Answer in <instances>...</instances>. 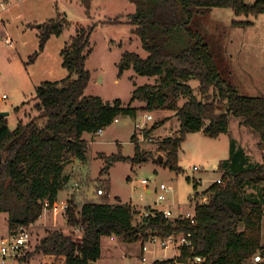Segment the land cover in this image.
Masks as SVG:
<instances>
[{
	"label": "trees",
	"instance_id": "16d2710c",
	"mask_svg": "<svg viewBox=\"0 0 264 264\" xmlns=\"http://www.w3.org/2000/svg\"><path fill=\"white\" fill-rule=\"evenodd\" d=\"M94 0H80L90 17ZM136 5L129 14L131 31L141 40L142 57L135 51L124 52L119 63L120 75L133 69L138 75L158 77L155 83L137 86L131 102L142 101L145 111H174L179 121L176 136L158 142L165 152L161 162L179 171V152L189 133L203 131L211 137L229 132L230 115L254 130L264 143V96L243 95L224 76V47L208 34L206 18L214 8L231 7L236 14L264 13V0L248 4L245 0H128ZM117 17L114 22H119ZM109 22V21H108ZM68 23L66 15L41 25L40 52L52 35H60ZM252 21L234 20L233 26L245 27ZM96 25H81L62 49L63 66L71 75L63 81H43L36 88L38 115L28 121L19 120L12 129L0 115V216L7 215L10 232L34 224L43 214L45 202L57 201L67 176L64 169L69 156L87 158L89 142L84 133H97L111 125L120 115L135 116L140 110L121 99L104 101L99 96H86L91 79L87 59L91 53V35ZM39 51L32 55L34 61ZM192 80H197L195 87ZM184 101L181 103V100ZM1 112V110H0ZM169 118L155 121L142 129L145 138ZM135 155L121 152L100 153L105 159L101 174H109L112 164L130 159L144 163L150 153L143 151L137 133L132 136ZM231 142L230 157L223 160L221 182H213L196 196L207 195L205 202L195 206L192 222L185 217L169 219L159 212L144 216L134 224L136 209L130 203L109 201L110 183L106 182L104 200L85 202L79 210L72 197L67 209L68 222L81 226L84 234L74 238L55 231L41 239L37 250L45 264H95L101 257L104 236L116 235L124 241H141L142 247L150 233L167 236L191 232L193 249L182 247L178 258L157 260V264H245L260 255L264 264V185L261 198L247 196L249 186L264 183V162L250 163L245 152ZM195 188L198 182L194 180ZM149 207L146 210H149ZM243 226V229L241 227ZM195 256L201 262H193Z\"/></svg>",
	"mask_w": 264,
	"mask_h": 264
},
{
	"label": "rangeland",
	"instance_id": "374dc122",
	"mask_svg": "<svg viewBox=\"0 0 264 264\" xmlns=\"http://www.w3.org/2000/svg\"><path fill=\"white\" fill-rule=\"evenodd\" d=\"M4 7L0 6V110L8 112L5 117L10 128L14 129L18 121H28L38 115L35 106L38 103L36 88L43 81H63L71 75L77 77L63 66L62 49L76 34L81 25H96L91 35V53L87 59V68L91 72V79L85 91L86 96H99L104 101L113 102L121 99L129 104L133 90L145 83H155L158 77L138 75L133 69H126L121 75L119 63L124 52L135 51L142 57L146 56L142 49L140 38L133 34V27L129 22V14L135 12L136 5L128 0H94L90 17L86 15L80 0H4ZM255 0H245L252 4ZM66 15L68 23L60 35H52L40 52L41 32L38 24H47L51 20ZM117 17L119 22H114ZM234 20L252 21L245 27L233 26ZM109 21V22H108ZM208 34L218 38L224 47V69L226 80L236 86L239 92L248 96H264V13L258 15L236 14L233 8H214L206 18L205 29ZM9 40L6 41V40ZM39 51L37 58L32 61V55ZM193 86L198 85L192 80ZM184 99L181 100V103ZM132 103V102H131ZM133 106L140 109L135 116L120 115L118 121L105 127L101 133H84L89 142L87 158L81 160L69 156L64 169L67 181L59 192L57 201L60 204L72 197L77 210L88 201L100 202L104 196L98 194V189L105 190L106 182L110 183L109 201L117 203L135 204L136 215L133 223H141L144 216L141 213L149 207L164 209L172 205L171 219L178 218L179 210L191 211L194 206L191 197L196 191L203 192L217 178L222 177V171L214 169L223 160L230 157L231 142L237 148L244 150L250 163L264 162V143L258 134L241 124V119L230 115L229 132L218 137H211L203 131L189 133L183 141L179 152V171L165 166V152L161 151L158 142L168 136H176L179 121L174 111H145V103L134 101ZM151 114L152 119L147 115ZM168 117L169 119L150 138H145L142 129L151 126L155 121ZM139 123L142 129L136 126ZM134 133L138 134L143 151L150 153L144 163L133 164L128 160H121L112 164L109 174H101L105 159L100 153L112 155L121 152L122 155L133 157L135 143L132 142ZM236 148V149H237ZM164 156L163 161L158 157ZM216 164V165H215ZM194 166L199 169L194 170ZM143 179L148 184L143 183ZM198 182L195 188V182ZM165 183L172 191L168 200L156 203L157 194L154 187ZM264 183L249 186L246 195L261 198V188ZM147 189L153 190L147 193ZM107 192V191H105ZM199 200H203L200 195ZM32 226V248L29 264H45L43 253L37 250L41 239L55 231H62L74 238L84 234L81 226L68 222L65 211L57 215L51 207ZM243 229V226L241 227ZM11 234L7 215L0 216V237ZM104 236L101 242V264H141V241L129 243L122 237ZM148 241L144 244L149 261L163 260L176 251L174 247L165 248L158 242ZM264 241V220L262 227ZM175 250V251H174ZM175 253H178L177 251ZM0 264L1 261H0ZM6 264H14L7 261ZM20 264V263H19ZM245 264H257L255 259Z\"/></svg>",
	"mask_w": 264,
	"mask_h": 264
},
{
	"label": "built area",
	"instance_id": "2783aa9c",
	"mask_svg": "<svg viewBox=\"0 0 264 264\" xmlns=\"http://www.w3.org/2000/svg\"><path fill=\"white\" fill-rule=\"evenodd\" d=\"M5 1L0 0V6L4 7ZM6 41L9 42L7 39ZM6 95H2L0 98H4ZM148 119H152L153 116L151 114L147 115ZM115 121H118V118L115 119ZM137 127L142 129L144 126L137 123ZM103 130H100L99 133H101ZM199 168L197 166H194V170H198ZM214 169H218V165L214 167ZM217 182H221V177L217 179ZM143 183L145 185L148 184V181L146 179H143ZM172 189L171 187L167 186L165 183H160L157 186V198L156 203H162L166 202L168 200V195L171 193ZM105 191L103 188L98 189V194H104ZM203 200H199V196H192L191 202L193 203V206L197 205V203L205 202L208 199L207 195H204L201 197ZM69 206V201L64 200L60 204L54 203L53 206H50L49 202H45V208L44 210L47 211L49 207L52 208V210L55 212L56 215H58L59 210L65 211L67 214V209ZM159 212H162L163 215L169 219H171V216L173 215V211L170 209V206H166L164 209H158L157 207H152L149 210H144L141 213V216H156ZM45 212H43L44 214ZM42 214V215H43ZM185 218L190 219L192 222L195 218V212L193 214L188 213ZM33 224L29 226L22 225L18 227V229L9 234L8 236H2L0 237V261L2 264H6L7 261H11L14 264H29V261L31 260V255L33 254L34 250L32 248V232L31 227ZM158 242L161 246L165 248L174 247L177 249H182V247H187L190 249H193V240H192V233L191 232H181L176 234H170L167 236H153L152 240ZM143 251L145 252L148 250L147 246L144 245L142 247ZM255 261H261L260 255L255 256ZM203 259L200 256H195L192 258L193 262H201ZM141 264H157V260L149 261L147 256L145 254H142L141 257Z\"/></svg>",
	"mask_w": 264,
	"mask_h": 264
},
{
	"label": "crops",
	"instance_id": "0c3cea01",
	"mask_svg": "<svg viewBox=\"0 0 264 264\" xmlns=\"http://www.w3.org/2000/svg\"><path fill=\"white\" fill-rule=\"evenodd\" d=\"M4 95V94H3ZM84 136V135H83ZM216 165V164H215ZM158 186V185H157ZM157 186L156 187H154V192L156 193V191H157ZM153 190H151V189H147L146 191H147V193H151V192H153ZM196 192H200V191H196ZM133 207H134V205L135 204H132V203H130ZM167 206H170V209L172 210V205H167ZM181 213H179V216L178 217H185L188 213H190L191 211H184V210H179ZM195 212V208H194V211H193V213ZM193 213H190V214H193ZM54 224H56L57 223V220H58V218H57V215L55 216L54 215ZM39 220H37L32 226H34V225H36L37 224V222H38ZM111 239H113V236H111L110 237ZM102 242V241H101ZM178 253H173L172 255H171V257H166V258H164L163 260H166V259H172V258H178L180 255H181V250L180 249H177V248H174ZM141 253L142 254H145V252L143 251V249H142V251H141ZM158 260V259H157ZM163 260H161V261H163ZM95 264H101V259L99 258L98 260H97V262L95 263Z\"/></svg>",
	"mask_w": 264,
	"mask_h": 264
},
{
	"label": "water",
	"instance_id": "95a60500",
	"mask_svg": "<svg viewBox=\"0 0 264 264\" xmlns=\"http://www.w3.org/2000/svg\"><path fill=\"white\" fill-rule=\"evenodd\" d=\"M38 26H41V24H38ZM0 115L5 117L6 115H8V112L1 111ZM158 159H159V161H163L164 160V156L160 155L158 157Z\"/></svg>",
	"mask_w": 264,
	"mask_h": 264
}]
</instances>
